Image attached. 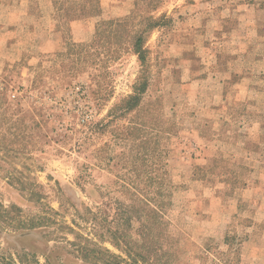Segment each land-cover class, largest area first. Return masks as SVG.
I'll use <instances>...</instances> for the list:
<instances>
[{
    "label": "rangeland",
    "instance_id": "1",
    "mask_svg": "<svg viewBox=\"0 0 264 264\" xmlns=\"http://www.w3.org/2000/svg\"><path fill=\"white\" fill-rule=\"evenodd\" d=\"M10 1L0 31L27 26L0 47V264H90L72 243L130 206L162 264H264V0ZM149 18V88L110 113Z\"/></svg>",
    "mask_w": 264,
    "mask_h": 264
},
{
    "label": "trees",
    "instance_id": "2",
    "mask_svg": "<svg viewBox=\"0 0 264 264\" xmlns=\"http://www.w3.org/2000/svg\"><path fill=\"white\" fill-rule=\"evenodd\" d=\"M131 22V19H126L120 23L122 25H130ZM160 26V19L149 18L147 19L145 27L139 29L138 31H135V33L133 34L131 44L133 47L132 51L133 54L137 56L142 71H140V77L133 87V94L124 99L120 105L115 106L110 111V113H112L119 107H122L124 111L128 113L140 106L142 96L147 92L149 88L148 79L145 76V73L147 71L145 69V64L147 61L148 52L145 49L147 36L154 30L158 29ZM88 46L91 47L92 45ZM139 201L145 204V206H148L145 209L150 208V204L154 205L153 209L151 208L148 214L150 217H152V227L158 228L162 224L160 219L162 217L163 206L158 203L157 197L156 199H154V201L146 202L142 199H140ZM133 211V207H127L126 211L122 213V216L119 215L121 217L120 221H113L112 225L111 223L107 224V222L105 221L106 224L103 227V230L100 232L95 231L94 234L98 243L90 240H87V244L85 245H82L80 242L72 243V245L76 247V251L80 259L90 264H162L159 260V251L156 247L151 246L150 248H146L144 245H140V243L133 240V238L131 237L129 230L132 228L133 221L135 218H140L137 217L139 211H136L135 214L132 213ZM92 216L94 217L95 215ZM33 222L34 221L26 225L27 229L35 230L37 228L38 225ZM95 227H97V223ZM152 230L153 229H151V232ZM78 236L80 235H77V238ZM106 242L110 243L115 249L126 255V258L113 253L111 250L105 247H102L101 244ZM157 242L158 241H156L155 243L159 244Z\"/></svg>",
    "mask_w": 264,
    "mask_h": 264
},
{
    "label": "crops",
    "instance_id": "3",
    "mask_svg": "<svg viewBox=\"0 0 264 264\" xmlns=\"http://www.w3.org/2000/svg\"><path fill=\"white\" fill-rule=\"evenodd\" d=\"M13 2L14 4L16 5H23L24 4V1L23 0H17V1H10L9 3ZM20 2V3H19ZM53 2L51 1L50 4H52ZM14 9V8H13ZM17 9V8H16ZM14 15L13 17L9 18L10 15L8 14V19L10 20L11 23H9V25L11 26L10 28L8 29H4V31H0V47H2L1 49L4 50V47H17L18 44H15L12 42V44H9L7 42L8 38L12 35H15L18 33V29L16 28V25L18 24H21V25H24V27H26V15L27 13L26 12H23V11H19L16 13L13 12ZM16 36H19V35H16Z\"/></svg>",
    "mask_w": 264,
    "mask_h": 264
},
{
    "label": "built area",
    "instance_id": "4",
    "mask_svg": "<svg viewBox=\"0 0 264 264\" xmlns=\"http://www.w3.org/2000/svg\"><path fill=\"white\" fill-rule=\"evenodd\" d=\"M14 97H15V95H14Z\"/></svg>",
    "mask_w": 264,
    "mask_h": 264
}]
</instances>
